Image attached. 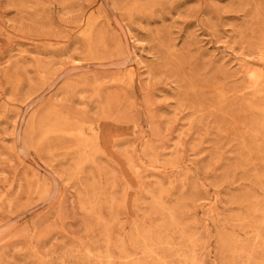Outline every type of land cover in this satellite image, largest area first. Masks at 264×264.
<instances>
[{
  "label": "rangeland",
  "instance_id": "rangeland-1",
  "mask_svg": "<svg viewBox=\"0 0 264 264\" xmlns=\"http://www.w3.org/2000/svg\"><path fill=\"white\" fill-rule=\"evenodd\" d=\"M0 264H264V0H0Z\"/></svg>",
  "mask_w": 264,
  "mask_h": 264
},
{
  "label": "bare ground",
  "instance_id": "bare-ground-1",
  "mask_svg": "<svg viewBox=\"0 0 264 264\" xmlns=\"http://www.w3.org/2000/svg\"><path fill=\"white\" fill-rule=\"evenodd\" d=\"M256 80V79H255ZM258 80V79H257ZM254 82V81H253ZM255 82H257V81H255ZM256 84V83H255Z\"/></svg>",
  "mask_w": 264,
  "mask_h": 264
}]
</instances>
